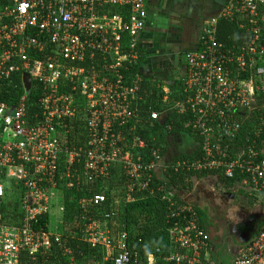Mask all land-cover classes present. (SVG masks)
<instances>
[{
  "label": "built area",
  "instance_id": "built-area-1",
  "mask_svg": "<svg viewBox=\"0 0 264 264\" xmlns=\"http://www.w3.org/2000/svg\"><path fill=\"white\" fill-rule=\"evenodd\" d=\"M146 2L0 0V264H47L52 238L62 236L53 220L63 210L64 190L88 188L91 193L94 183L103 185L115 172L125 179V203L136 201L135 194L161 191V185L151 187L153 172L164 178L169 169L206 172L219 180L240 178L253 195L264 197V148L250 138L238 140L243 121L253 115L254 136L264 134V98L258 99L264 91V0H225L220 12L202 24L199 47L183 55L181 83L155 82L162 96L149 118L171 129L168 116L184 115L189 136L201 138L194 159L161 156L158 148L148 159L138 152L147 146L136 133L144 78L130 71L141 58ZM235 19L246 37L229 46L217 39V26ZM25 73L31 78L29 90ZM18 74L23 92H3L6 86L16 87ZM39 89L40 112L29 114V96ZM77 118L84 119L87 137L80 144L69 137L70 121ZM15 199L23 217L8 223L5 215ZM107 201L104 190L78 200L86 220L81 237L103 251L95 264H143L139 252L129 247L134 242L130 233L115 235L109 229L107 221L115 212L104 213V220L91 215ZM169 201L171 251L165 261L202 263L209 234L198 213L192 205L178 210L177 202ZM47 214L49 220L40 224ZM65 251L71 254L70 248ZM233 264H264V224L240 244Z\"/></svg>",
  "mask_w": 264,
  "mask_h": 264
},
{
  "label": "trees",
  "instance_id": "trees-1",
  "mask_svg": "<svg viewBox=\"0 0 264 264\" xmlns=\"http://www.w3.org/2000/svg\"><path fill=\"white\" fill-rule=\"evenodd\" d=\"M116 11H118V9ZM216 35L219 41L232 46L243 42V39L246 37V32L240 28L238 19H235L234 21L221 20L218 23ZM144 51V47H140L141 58L131 67V76L140 72L141 63L144 59ZM128 74L129 73H126V78H129ZM13 78L16 87L6 86L3 89V92L10 95H19L23 92L22 77L18 74ZM156 81L160 82V79H143L140 94L143 96L144 100L138 103L140 119L137 122L136 133L146 142L147 146L143 149H139L138 152L142 154L144 158L148 159V157H152V151L158 148L160 149L159 153L161 156H168V154H172V148L170 145L172 144V139L176 137L172 136H179L181 134L182 136H188L189 139L186 142V145L192 147H183V151L174 154L175 156L173 158H197L199 156L198 144L201 138L197 135H194V137L189 136V130H185L183 126V121L186 118L184 115L171 113L168 116V124L173 123L171 129H165V124H162L160 121H153L149 118L148 111L150 109H159L160 105L157 104L156 101L162 96L161 90L155 88ZM129 82H132V80L129 79ZM161 82L166 83L162 80ZM178 82L179 81L175 80L171 81L169 86L175 87ZM41 95V89H39L37 93L30 94L28 101L29 114L40 112V107L37 102ZM263 98L264 91L259 94L258 99L262 100ZM78 117H80V115H78ZM252 118H254V115ZM252 118L243 121V129L238 136V140L243 142L246 141L245 138H250L251 142L253 140L257 141L256 143L259 148H264V134L259 138L254 136L253 123L251 121ZM84 124L85 121L83 118H77L70 121L69 137L71 143L75 140H77L79 144L87 141ZM160 174L161 173L158 171L153 172L151 187L157 189L158 186L161 185L160 187L164 188L161 191L156 190L154 194H148L147 192L135 194L138 198L131 203L123 202V197L126 193V185L124 183V176L122 177L121 172L113 173L109 179L104 181L103 185H101L102 183L100 181L94 183L91 193L88 188H84V190H80L79 192H77L76 188L69 191L64 190V201L62 203L63 210L59 212L57 221L55 220L53 222L54 230L62 236L60 241H57L55 236L52 238V254L46 260V263L95 264V261H101L103 251L101 249H92L90 244L84 241L81 237L86 220L80 210L78 200L80 197L88 198L91 194L104 190L108 201L98 207V209L94 208L91 215L95 214V218H101V220H104V213L113 214L115 212V215H112L107 221L109 229L115 235L122 230H126L130 233V238H134V242L132 243L129 241V247L131 246L130 248L139 252V258L143 264H148L147 253L150 251L156 253V264H168L164 258L170 254V243L166 230L168 226L167 216L171 211L169 199L171 201H176L179 204L184 203L186 201L185 194L191 190L196 179L207 173L177 174L173 172L172 169H169L163 174L165 175L164 178H162L163 176H160ZM220 181L223 190L225 187L227 191L234 192L235 195H243L248 203H253L252 201H255L253 199L259 197L258 195H250L248 192L243 193L246 187L238 188L240 187V183H238V181H241L240 178L226 179L222 177ZM10 190L11 189H9V191ZM11 191L10 197L13 196V190ZM164 194L168 196L166 199L163 196ZM116 201L119 203L116 204ZM234 203L237 204L239 202ZM11 206V212L6 213L5 219L8 223L19 222L23 216L22 212L19 211L18 199H15ZM194 207L199 214L201 226L210 233L208 227L210 222L207 215L208 212L196 203H194ZM5 208H8V206ZM98 210L101 212V215ZM47 220H49L48 214L41 216L40 224H44ZM263 224L264 222L262 225ZM66 248L71 249V254L66 253ZM154 248L159 249V252ZM24 257H26L25 254Z\"/></svg>",
  "mask_w": 264,
  "mask_h": 264
},
{
  "label": "crops",
  "instance_id": "crops-1",
  "mask_svg": "<svg viewBox=\"0 0 264 264\" xmlns=\"http://www.w3.org/2000/svg\"><path fill=\"white\" fill-rule=\"evenodd\" d=\"M224 1L225 0H204L203 3L206 7L213 8L212 13H211V17H212V16L217 15L220 12L222 6L224 5ZM171 2L172 0L171 1L168 0L169 4ZM146 5H147V25L142 34V42H141L142 47H144L145 49L144 59L141 63V68H140L142 77L147 78V79L152 78L155 80L160 79V82L161 80L166 82V83L161 82V84L168 85V86H169V83L174 80L179 81L177 84H180L185 74V71H183L185 70V68H183L182 70L180 66L181 56H183L185 52L196 50L199 47V36H200L202 23H197L196 21L193 20L192 17L182 18L181 14H183V11H182L183 8H181L179 4H174L173 2L171 5H167L169 6V8L170 7L174 8L173 10L169 8L160 10L161 5H162V0H147ZM173 13L175 15H173ZM155 29H157L158 32L159 31L160 32L170 31L171 36L173 35V37L176 38L177 43L173 44L174 46L172 48H169L170 51L166 52L162 49H158L154 45L153 40L150 39V34ZM155 47L156 49L153 50V48ZM183 59H184V56H183ZM176 71H178V73ZM172 137H175V138L172 139V144L170 145L172 148L171 150L172 154H168L167 157L169 158H173L175 156L174 154L180 153L181 151H183L184 148L188 146L186 145V142L188 140L184 139L182 136L173 135ZM190 147L192 146L189 145L188 148ZM220 180L218 179L217 176L213 174H205L203 176H200L193 183L191 190L185 194L186 201L184 203L179 204L177 202L175 204V209L180 210L184 205H192L194 207V203H196L201 208L206 209V211L208 212L207 215H208L209 221L211 220L212 216L216 214L215 210L221 209L220 213L221 214L224 213V215L227 217L226 219L229 221V225H228L229 227L226 226V224L224 223V220H221V224L218 222V227H217L219 231L218 233H221L222 231V233L225 235V238L219 234L220 237L222 236L221 240H219V237L215 235L216 230L211 233L207 232L209 234V244L206 247L205 252H203L202 254L203 262L200 264H233L234 256L238 249L236 248V250L234 251L232 260H230L229 258L227 259L225 258V260H223L219 256L221 251L224 250V248L226 247L224 245L225 240L229 239L230 237V241H232L231 237L235 234L234 228H236V224L234 222L236 221L235 219H237L236 218L237 216L234 215L235 211L233 209V206L230 207L228 206L227 201L221 200L223 199L222 192H224V190L225 191L227 190L225 189V187L223 190V188L220 185V182H221ZM238 183H240L239 184L240 187L238 188L246 187L243 193L248 192L250 195H253L251 193V189L248 186H246L241 181H238ZM212 200L213 202H215L216 200L219 202V206L216 209L210 206L211 204L209 202H212ZM253 200H255V201H252L253 203H248L247 200L242 195V199L239 200V203L235 205L237 206L244 205L246 207L244 208L246 209V213L248 215H253L254 213L260 210L258 214V217H260L261 212H263L262 210H264V197L259 196L258 198L253 199ZM232 205L234 204L232 203ZM253 205H257V206L253 207ZM237 206H234V207H237ZM255 207H257L258 210L254 211ZM230 215L231 216L233 215V217L232 218L229 217ZM54 221L55 220H53V222ZM258 222L260 225L264 222L263 216L262 218L260 217L258 219ZM199 223L201 225L200 220H199ZM215 225L217 224L215 223ZM230 226L234 228L230 230ZM167 236H168V232H167ZM168 240H169V237H168ZM154 249L157 250V248H154ZM170 251H171V246H170ZM225 252H228V251H225ZM147 254L148 256L150 255L153 257V262L148 261V264H156V259H157L156 253L153 251L152 252L150 251Z\"/></svg>",
  "mask_w": 264,
  "mask_h": 264
},
{
  "label": "flooded vegetation",
  "instance_id": "flooded-vegetation-1",
  "mask_svg": "<svg viewBox=\"0 0 264 264\" xmlns=\"http://www.w3.org/2000/svg\"><path fill=\"white\" fill-rule=\"evenodd\" d=\"M173 22V21H172ZM180 66L181 69L183 70V68H185L184 65V59L183 56H181V60H180ZM185 71V70H183ZM223 193V199L224 201L228 202V206L232 207L235 211V214L237 217V219H235L236 221L234 222L236 224V228H234L235 230V234L231 237V244L229 246H227V250L229 252V249L232 247L234 250H236V248H238L240 246L241 243L245 242L246 240L255 237L258 232L260 231V229L262 228V224L260 225L258 222V219L262 216L264 218V210H262L263 212H261V216L258 217V214L260 212V210L256 213H254L253 215H248L246 213V207L244 205H240L237 206L235 205L234 202H239L238 200L242 199V195L236 194L234 192H228L225 191L222 192ZM220 199V198H219ZM214 200V198H213ZM209 202L214 209H216L219 206V202L216 200L215 202ZM232 203L234 205H232ZM237 206V207H234ZM245 207V208H244ZM238 209V210H237ZM258 210L257 207L254 208V211ZM216 214L214 216H212L208 227H209V231L214 232L217 227H218V222L221 224V220H224V223L226 224V226L229 225V221L226 219L227 217L224 215V213H220L221 209H216ZM263 213V214H262ZM247 214V216H246ZM235 218V217H234ZM215 223L217 225H215ZM229 227V226H228ZM230 230H232L231 226H230ZM233 232V231H232ZM242 241V242H241ZM230 260H232V258H230Z\"/></svg>",
  "mask_w": 264,
  "mask_h": 264
},
{
  "label": "rangeland",
  "instance_id": "rangeland-1",
  "mask_svg": "<svg viewBox=\"0 0 264 264\" xmlns=\"http://www.w3.org/2000/svg\"><path fill=\"white\" fill-rule=\"evenodd\" d=\"M171 1V0H170ZM204 0H172V2L174 4H179L181 6L183 14H181L182 18H190L192 17L194 21H196L197 23H204L205 20H208L209 17H211V13H212V7H206L203 3ZM172 2L169 4L168 0H162V5H161V9L160 10H164V9H168L169 6L167 5H171ZM169 9L173 10L174 8L170 7ZM173 15H175L173 13ZM183 22V21H182ZM178 36V35H177ZM150 39L153 40L154 45L158 48V49H162L166 52L170 51L169 48H172L175 44L177 43L176 38L173 37V35L171 36L170 31H164V32H158L157 29L153 30L150 34ZM161 42V43H159ZM153 48V50L156 49ZM181 71V70H179ZM178 73V71H176ZM179 136H182L181 134ZM184 139L188 140L187 136H182ZM191 143V142H190ZM185 145V144H184ZM257 206V205H253ZM229 217H233V215L229 216ZM218 228L215 231V235L217 237H219V240H221V237L223 236L225 238V235L222 233H218ZM222 235L220 237V235ZM231 244L230 241V237L229 239H226L224 242V245L226 246L224 248V250L221 251L220 253V258H222L223 260H225V258H232L234 255V249L231 247L229 249V252H225L227 250V246H229Z\"/></svg>",
  "mask_w": 264,
  "mask_h": 264
},
{
  "label": "water",
  "instance_id": "water-1",
  "mask_svg": "<svg viewBox=\"0 0 264 264\" xmlns=\"http://www.w3.org/2000/svg\"><path fill=\"white\" fill-rule=\"evenodd\" d=\"M23 80H24V85H25L26 89L29 90L30 87H31V78H30V75L27 74V73H25L23 75ZM231 228H234V227H231Z\"/></svg>",
  "mask_w": 264,
  "mask_h": 264
}]
</instances>
